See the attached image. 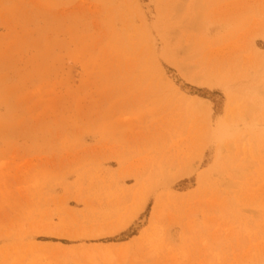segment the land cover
Wrapping results in <instances>:
<instances>
[{
  "label": "rangeland",
  "instance_id": "374dc122",
  "mask_svg": "<svg viewBox=\"0 0 264 264\" xmlns=\"http://www.w3.org/2000/svg\"><path fill=\"white\" fill-rule=\"evenodd\" d=\"M195 3L0 0V264L263 262L264 0Z\"/></svg>",
  "mask_w": 264,
  "mask_h": 264
},
{
  "label": "bare ground",
  "instance_id": "6f19581e",
  "mask_svg": "<svg viewBox=\"0 0 264 264\" xmlns=\"http://www.w3.org/2000/svg\"><path fill=\"white\" fill-rule=\"evenodd\" d=\"M199 7H201V5H200V0H196V3H195V8H198L199 9ZM194 8V9H195ZM194 12H195V10H194ZM166 27V26H165ZM169 27V26H168ZM167 27V28H168ZM162 28V27H161ZM170 28V27H169ZM163 29L165 30V28L163 27ZM160 31H161V29H160ZM161 33V32H160ZM162 33H164V32H162ZM165 38H164V40H165V42H170L171 41V34L169 33V31H168V29L167 30H165ZM193 50V44L191 43V41H188L187 42V46L185 47V49H183L180 53H182V55L184 56V59H182V63L179 65V68L181 69V71H187V73H188V69L190 68L189 66H187L185 63L188 61V60H190V59H194V58H196V57H198V53H196V54H193V55H191V56H189V57H187L188 55H189V53H190V51H192ZM169 57H170V60L171 61H173V59L174 58H176L177 57V52L176 51H172L171 53H170V55H169ZM178 65V64H177ZM192 70H198V69H201V73H204L203 75H205L207 72H206V68H204V62L202 61V62H199V63H196L195 64V66H192V68H191ZM190 70V69H189ZM191 70V71H192ZM255 72V71H254ZM257 72L259 73V71H256L255 73H252V75H253V77H255L256 76V74H257ZM185 73V72H184ZM258 75V74H257ZM258 90H252L251 91V94H258V92H257ZM250 94V95H251ZM254 95H252V96H254ZM246 103V102H245ZM243 105V104H242ZM196 107H195V109L198 111V113L199 114H205L204 116H208V113H207V111H208V107H207V104L205 103V102H198V104L197 105H195ZM257 109L255 108V106L253 105V103H250V102H248V103H246L245 105H243L240 109H239V111L240 112H244L245 114H249V115H252L255 111H256ZM239 111H237V110H234V111H232V112H229L228 113V115H227V120L226 121H228V122H233V123H235L236 121H244V118H243V116H241L240 115V113H239ZM170 162V160L169 159H165L164 161H163V167H161V168H163V170L162 169H155V173L156 174H158V176H161V177H163L164 176V174H165V171H164V166L166 165V164H168ZM152 179V180H151ZM150 181H153V178L152 177H150ZM164 184V183H163ZM155 187V186H154ZM153 187V188H154ZM147 193H145V196H147L146 195ZM145 198V197H144ZM143 199V198H142ZM146 199V198H145ZM141 205H140V208H139V210H142L143 209V207H144V205H145V200H143L142 201V203H140ZM138 210V211H139ZM137 214V213H136ZM136 214H134V215H136ZM144 221H145V219H142L140 222H139V224L141 225V224H143L144 223ZM260 264H264V258H263V262H261V260H260Z\"/></svg>",
  "mask_w": 264,
  "mask_h": 264
}]
</instances>
